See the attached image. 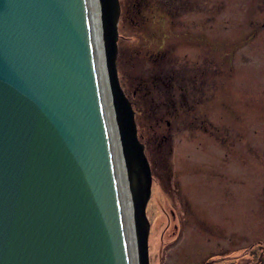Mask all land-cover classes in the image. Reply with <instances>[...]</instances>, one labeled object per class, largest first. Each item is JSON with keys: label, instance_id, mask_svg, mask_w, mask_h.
<instances>
[{"label": "water", "instance_id": "obj_1", "mask_svg": "<svg viewBox=\"0 0 264 264\" xmlns=\"http://www.w3.org/2000/svg\"><path fill=\"white\" fill-rule=\"evenodd\" d=\"M107 84L149 264L152 174L119 81V1L98 0ZM86 0H0V264H129Z\"/></svg>", "mask_w": 264, "mask_h": 264}, {"label": "rangeland", "instance_id": "obj_2", "mask_svg": "<svg viewBox=\"0 0 264 264\" xmlns=\"http://www.w3.org/2000/svg\"><path fill=\"white\" fill-rule=\"evenodd\" d=\"M123 14L116 66L128 93L153 64L145 60L149 48L137 45L140 24ZM134 35L135 44L125 41ZM174 45L175 69L193 73L195 89L186 109L158 124L156 113L165 111H142L152 173L149 264H264V0H175Z\"/></svg>", "mask_w": 264, "mask_h": 264}, {"label": "flooded vegetation", "instance_id": "obj_3", "mask_svg": "<svg viewBox=\"0 0 264 264\" xmlns=\"http://www.w3.org/2000/svg\"><path fill=\"white\" fill-rule=\"evenodd\" d=\"M119 7V29L124 18L120 15L123 10V16L128 17L131 24H140L142 33L140 32L141 39L138 40L137 45L142 49L149 48L148 50H143V52L145 54V60L153 64L152 70L147 73L142 82L143 84H141L143 88V96L141 98V102H143L141 103L142 109L165 111L169 113L186 109V102L191 96L190 91L195 89V75L189 71L186 72L175 69V0H129L125 7L121 0H119ZM135 17H139V19ZM149 26L152 28H149ZM119 29L118 41L120 39ZM163 30L166 31L163 32ZM167 30L172 31L170 37L164 35L168 32ZM133 32L138 34L135 30H133ZM146 33H148V35H146ZM136 37L137 36L134 35L129 39V37L126 36L125 41L135 44L134 39ZM201 40L209 44L206 35H203ZM201 45L205 46L204 44ZM167 48L173 49L170 51L172 55H165L164 49ZM209 51V46H206V52H204V54L209 53ZM137 52H139V50ZM169 57L170 60H166L167 58L169 59ZM198 57L199 56H197V60H199ZM167 64H169L168 67L166 66ZM137 94L136 90L133 89L132 95L136 98ZM193 94L195 96V93ZM128 98L132 106L137 108L135 98L129 96ZM193 102L197 103V100L193 98ZM189 109H193L192 104H190ZM161 119L162 118H160V120ZM216 137L217 140H214V144H218L219 150L226 153L224 138ZM219 174H221V172H219Z\"/></svg>", "mask_w": 264, "mask_h": 264}, {"label": "bare ground", "instance_id": "obj_4", "mask_svg": "<svg viewBox=\"0 0 264 264\" xmlns=\"http://www.w3.org/2000/svg\"><path fill=\"white\" fill-rule=\"evenodd\" d=\"M86 6L88 8L89 23L92 32L93 54L95 56L97 75L100 85V99L103 107L104 123L108 136L109 147L111 150L115 181L118 188L119 205L123 219L122 222L124 223L125 244L129 255V264H136L132 242L134 234H132L131 236V232L134 233L132 218V199L130 196V190L128 188V178L125 170L123 156L121 153L110 93L107 87L108 84L105 69L106 64L104 61V52L102 45L103 38L100 27V5L98 0H86Z\"/></svg>", "mask_w": 264, "mask_h": 264}, {"label": "trees", "instance_id": "obj_5", "mask_svg": "<svg viewBox=\"0 0 264 264\" xmlns=\"http://www.w3.org/2000/svg\"><path fill=\"white\" fill-rule=\"evenodd\" d=\"M124 89V88H123ZM133 89H135L136 90V92L137 93H139V92H142V90H143V88H142V86L141 85H135V87L133 88ZM132 89V90H133ZM132 90H131V88H129V92L128 93H126L127 92V90L125 91V93L127 94V96H129V97H131V98H135L133 95H132ZM134 108V107H133ZM134 113H135V121H136V126H137V133H138V135H139V139H140V136H143L142 134H140V126H141V124H142V120H141V117H142V111H143V109L141 108H134ZM154 112H158V111H154ZM157 114V116L155 117V120H154V122L155 123H157L158 124V122L159 121H161L160 120V118H162L163 116H165V115H168V114H170V113H163V112H158V113H156ZM138 115V116H137ZM176 227V226H175Z\"/></svg>", "mask_w": 264, "mask_h": 264}]
</instances>
